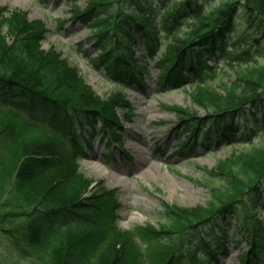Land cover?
Listing matches in <instances>:
<instances>
[{
  "label": "trees",
  "instance_id": "obj_1",
  "mask_svg": "<svg viewBox=\"0 0 264 264\" xmlns=\"http://www.w3.org/2000/svg\"><path fill=\"white\" fill-rule=\"evenodd\" d=\"M85 1V9L74 5V19L94 30L100 51L89 58L91 69L103 71L107 82L136 81L144 91L141 73L147 69L138 61L157 54L158 83L193 86L190 99L211 112L198 118L180 106L169 107L189 132L180 147L244 146L264 127L259 117H264V64L236 68L249 55L248 47L243 36L229 37L239 28L240 14L247 26L264 33V0H181L162 11H155L152 0ZM176 30H182V39ZM45 33L42 21L0 6V233L22 247L26 262L215 264L232 240L220 224L227 216L235 218L234 232L243 228L250 236L252 248L241 260L259 257L264 225L253 211L264 197V147L232 149L205 170L218 185L208 186L204 206L181 208L163 201L158 228H118L117 191L101 185L93 191L77 157L82 142L90 144L98 132L121 145L115 107L130 103L119 93L101 99L60 51L42 49ZM207 55L227 57L233 67L231 84L216 85L221 92L206 84L213 75ZM206 225L216 229L213 235L202 233ZM152 252L159 260L149 258Z\"/></svg>",
  "mask_w": 264,
  "mask_h": 264
},
{
  "label": "rangeland",
  "instance_id": "obj_2",
  "mask_svg": "<svg viewBox=\"0 0 264 264\" xmlns=\"http://www.w3.org/2000/svg\"><path fill=\"white\" fill-rule=\"evenodd\" d=\"M152 0L159 9L171 5L178 0ZM203 2V0H201ZM206 1V0H204ZM72 2V3H71ZM213 3L214 0H209ZM205 3V2H204ZM74 5L85 9V0H0V6L10 10L17 8L26 12L28 20L39 19L44 22L46 34L41 41L43 50L54 48L62 53L67 62L77 67L79 72L101 98H110L115 92H121L130 103L129 108L116 106L115 113L122 129L123 152L119 146H107L103 141L93 137L92 148L85 146L84 154L79 157V168L82 174L106 189L117 190V199L121 205L118 228L129 231L134 226L157 225L163 221L161 204L176 205L184 208L204 206L210 198L208 186L218 185L216 178H210L205 170L213 169L217 161L224 160L232 153L229 146H217L205 150L195 145L192 154L185 156L175 154L174 145L177 142L175 134L180 138L189 135L177 120L174 111L169 107H182L189 112H195L198 118L205 117L208 112L198 107L190 99L193 86L185 85L172 88L157 84L158 69L154 67L156 55L147 62L148 71L142 75L147 82L145 91H140L133 85L119 87L105 82L101 71L90 70L86 56H95L98 52L91 29L83 24H73ZM235 22L238 30L230 39L242 37L248 46L249 55L245 61L252 64H264V33L250 26L240 14ZM179 38H183L182 30H177ZM256 39L257 42L253 40ZM235 41V39H234ZM214 57H211L213 61ZM142 62V64H145ZM213 75L206 81L207 86L215 87L217 92L221 84L230 85L234 79L231 68L223 62V58L212 64ZM243 68V62L236 68ZM226 72V74H225ZM113 98V97H111ZM211 113V112H210ZM260 118H264L259 116ZM242 124V119L239 121ZM100 133V132H99ZM102 135V134H99ZM264 147V127L257 132L255 138L244 146L234 145L233 150L243 151L254 147ZM95 190H97L95 188ZM94 190V191H95ZM262 202V200H260ZM239 211V210H238ZM256 218L264 224V206L256 209ZM232 220V221H231ZM233 219L222 221L227 231L231 230ZM216 225V223L214 224ZM206 225L202 233L216 231ZM202 235V234H200ZM235 243L228 242L225 256L218 257V264H239V255L250 246L241 231L232 235ZM4 233H0V264H32L26 262L25 251ZM152 252L151 259L159 258ZM29 261V263H28ZM39 264V263H38Z\"/></svg>",
  "mask_w": 264,
  "mask_h": 264
}]
</instances>
